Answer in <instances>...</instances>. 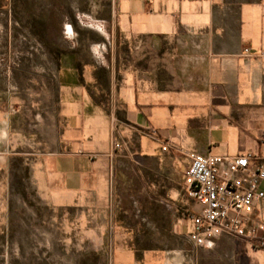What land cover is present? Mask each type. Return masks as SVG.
Here are the masks:
<instances>
[{"label": "crops", "instance_id": "obj_1", "mask_svg": "<svg viewBox=\"0 0 264 264\" xmlns=\"http://www.w3.org/2000/svg\"><path fill=\"white\" fill-rule=\"evenodd\" d=\"M115 17L135 49L122 82L111 73L101 88L105 101L92 98L72 62L59 68V99L46 109L20 95L38 89L0 86V235L7 230L2 214L16 176L21 189L29 185L49 206L97 215L101 237L112 239L111 264H199L193 248L201 247L188 238L196 205L183 188L187 153L264 158V0H116ZM3 68L0 77L6 79L25 71L19 59L4 60ZM112 141L118 149L112 150ZM149 141L152 150L144 148ZM163 143L173 147L162 150ZM135 155L166 160L164 182L134 189ZM176 163L183 192L172 178ZM143 170L134 167L135 174ZM259 188L264 192V179ZM134 192L142 202L152 201L145 208L168 197L176 201V223L166 229L190 246L147 249L138 259L132 246ZM250 219L263 225L258 235L264 238V199ZM256 250L254 255L264 256V249Z\"/></svg>", "mask_w": 264, "mask_h": 264}, {"label": "rangeland", "instance_id": "obj_2", "mask_svg": "<svg viewBox=\"0 0 264 264\" xmlns=\"http://www.w3.org/2000/svg\"><path fill=\"white\" fill-rule=\"evenodd\" d=\"M115 4L116 0L0 1V72L8 58L21 60L25 67L24 72L12 78L0 77V86L9 83L21 89H38L35 95L29 96L24 91L20 95L25 99H38L40 109H46L59 99L60 91L56 92L54 87L55 80L64 74L59 68L69 62L74 66L77 61L82 69L81 82L92 97L99 99V89L108 85L111 73L114 80L122 82L132 65L135 49L132 36L123 34L117 27ZM32 67L40 72L33 71ZM42 83L50 90L43 88ZM96 84L99 89L94 91L92 86ZM144 148L152 150L154 144L149 141L144 143ZM165 162L135 155L132 158L133 188L145 182L162 184L161 168L165 167ZM179 166V163L173 165L172 178L183 192L181 179L176 174ZM134 167L147 170L135 174ZM15 177L14 190L8 191L7 206L2 214L5 221L1 225L7 230L0 235V264H111L112 239L101 237L102 224L97 215L84 214L80 207L49 206L29 185L21 189ZM136 193H132V226L137 227L136 233H132V246L135 240L144 248L135 253L138 259L147 249L190 246L184 237L166 229L176 223V201L168 197L159 201L162 204L153 203L152 208H145L143 204L152 201L144 203ZM146 232L152 235L149 237ZM193 249L199 264H264L263 255L258 258L253 254L258 248L241 238L219 237L206 248Z\"/></svg>", "mask_w": 264, "mask_h": 264}, {"label": "built area", "instance_id": "obj_3", "mask_svg": "<svg viewBox=\"0 0 264 264\" xmlns=\"http://www.w3.org/2000/svg\"><path fill=\"white\" fill-rule=\"evenodd\" d=\"M243 52L248 55L249 48ZM155 135V132H151ZM173 146L163 143L162 150ZM119 143L112 141V150ZM188 166L183 177L185 194L196 205L189 215L188 238L196 247H208L220 236L244 239L264 249L263 229L252 222L256 202L264 199L259 183L264 179V158L251 152L236 155L187 153Z\"/></svg>", "mask_w": 264, "mask_h": 264}, {"label": "trees", "instance_id": "obj_4", "mask_svg": "<svg viewBox=\"0 0 264 264\" xmlns=\"http://www.w3.org/2000/svg\"><path fill=\"white\" fill-rule=\"evenodd\" d=\"M0 1H2V0H0ZM35 33L37 34V36H41L39 31H35ZM74 66H75V70L77 71L78 80L81 82L82 81V75H81L82 69H81V66H80L79 62H77V61L74 63ZM103 90L100 89V92H99L100 96H98L99 99H97L95 97H92V98L95 99V100H101L100 98H103L104 101H105V99H107V98H106V93H104ZM101 101H103V100H101ZM137 244L138 243H136L135 240H134V246L133 247H134V250H135L136 254H138L139 251L142 249V247L138 246L139 244L138 245Z\"/></svg>", "mask_w": 264, "mask_h": 264}]
</instances>
